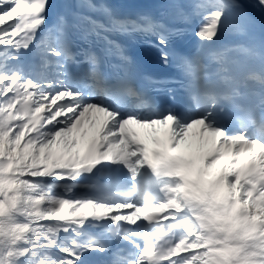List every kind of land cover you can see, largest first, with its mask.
I'll return each instance as SVG.
<instances>
[{"label":"snow or ice","instance_id":"6c2138e0","mask_svg":"<svg viewBox=\"0 0 264 264\" xmlns=\"http://www.w3.org/2000/svg\"><path fill=\"white\" fill-rule=\"evenodd\" d=\"M163 7L0 0V264H264V41L218 43L254 23L239 0ZM129 36L186 107L147 98Z\"/></svg>","mask_w":264,"mask_h":264},{"label":"bare ground","instance_id":"6f19581e","mask_svg":"<svg viewBox=\"0 0 264 264\" xmlns=\"http://www.w3.org/2000/svg\"><path fill=\"white\" fill-rule=\"evenodd\" d=\"M249 5L251 6L252 4L249 3ZM245 9H246V7L244 6V12L247 14V16L250 18L251 21H254V23L248 24L245 22V20L243 18L238 19L237 23L244 29V31L241 33H236V32L230 31L225 36L221 37V39L219 41L220 44H225L227 41H229L231 39L233 40L235 38H239V37H243V36H253L257 32V29L264 27V21L262 19H260V20L256 19L251 14L249 9L247 11Z\"/></svg>","mask_w":264,"mask_h":264}]
</instances>
